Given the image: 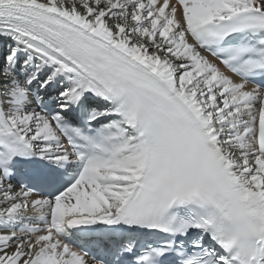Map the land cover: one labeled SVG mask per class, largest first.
I'll return each instance as SVG.
<instances>
[{"label":"snow or ice","instance_id":"obj_1","mask_svg":"<svg viewBox=\"0 0 264 264\" xmlns=\"http://www.w3.org/2000/svg\"><path fill=\"white\" fill-rule=\"evenodd\" d=\"M0 264H264V0H0Z\"/></svg>","mask_w":264,"mask_h":264}]
</instances>
